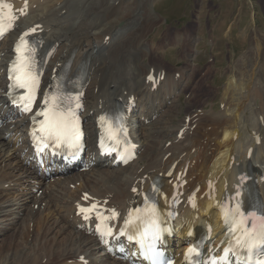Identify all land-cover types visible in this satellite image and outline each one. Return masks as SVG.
<instances>
[{
    "label": "bare ground",
    "instance_id": "obj_1",
    "mask_svg": "<svg viewBox=\"0 0 264 264\" xmlns=\"http://www.w3.org/2000/svg\"><path fill=\"white\" fill-rule=\"evenodd\" d=\"M1 1L12 6L16 19L7 38L0 43V244L9 233L27 228L29 232L32 228L39 230L40 223L45 221L49 227L45 230L47 241L52 245L48 251L43 253V250L39 255L35 251L31 257L28 249L37 250L44 243L36 240L19 257L7 255L0 264H37L40 260L38 264L45 261L47 264H129L105 252L95 229L105 222L111 226L117 221L120 224L144 201L157 178L163 184L158 206L167 211L166 220L170 221L175 212L180 214L173 223L180 238L171 240V248L184 247L181 254L193 242V236H188L193 230L199 235L211 228L213 248L220 244L225 237L220 224L221 205L236 206L239 202L241 210L249 212L248 193L255 187L264 199L261 43H256V64L245 79L242 76L240 80H230L223 89L209 93L216 69L207 70L200 65L206 77L197 84L193 80L200 72L193 65L201 60L197 54L201 37L191 40L193 52L179 53L180 62L170 70L147 62L150 60L148 53H144L147 46L140 42L129 46L133 30L141 23L143 2L136 8L124 0ZM147 2L155 8V0ZM154 17L158 23L157 14ZM25 33L40 43L44 55L36 110L50 97L56 84L54 75L66 62L73 60L74 71L82 63L90 67L82 114L87 150L83 165L79 163L73 168L87 167L86 170L50 171L49 176L37 170L30 146L34 113L17 117L8 95L7 77L13 50ZM209 35L212 38V33ZM180 37L175 34L172 40L166 38L168 43L164 48L154 45L153 57L166 61L172 49L181 52L186 44ZM247 70L237 72L236 78ZM257 73L259 79H255ZM198 93L210 99L205 106L210 105L211 109L193 110L184 106L199 97ZM220 93L222 110L217 112L215 100ZM117 114L130 130L138 155L126 167L115 166L114 159L104 158L97 147L101 118L104 121L116 118ZM251 152L253 158L249 159ZM178 200L183 202L177 211L174 205ZM91 204L98 205L103 219L97 215L85 219L80 213V208ZM132 259L134 263L141 262L137 257Z\"/></svg>",
    "mask_w": 264,
    "mask_h": 264
},
{
    "label": "rangeland",
    "instance_id": "obj_2",
    "mask_svg": "<svg viewBox=\"0 0 264 264\" xmlns=\"http://www.w3.org/2000/svg\"><path fill=\"white\" fill-rule=\"evenodd\" d=\"M124 1L126 4L128 1V5L130 4V6L136 8H139L140 2H143L142 9L140 8L142 11L141 23L139 27L133 30L134 32L132 33L129 46L132 44L131 47L136 46L137 42L147 46L148 51H144V53H148L150 57V60L147 61L149 64H161L166 70L173 69V66L180 62L177 60V56L193 52L189 45L191 40H193L194 37L197 38V36L202 38L200 42L201 46L197 50V54H199L201 60L193 66L200 68L201 65V67L207 70L210 67L216 69V75H214L211 80L213 83H210L211 87L208 89L209 93L215 92L217 89H223V86H227L230 80H240L242 76H244L243 79H245V75L250 74L252 66L256 64L257 55L254 50L257 47L256 43H261L260 45H262V49L264 50V0H155V8H152V5L147 2L149 0ZM151 10H154L153 13L157 14L158 23L155 21V14L152 15V13L150 15ZM128 12L129 10H127V13ZM211 33L213 35L212 38L209 35ZM133 34H135V36ZM175 34H180V38H183L184 45L186 44L183 50L180 52V50L177 51L176 49H172V51L168 53L166 61L160 60V57H153V47L164 48L168 43L166 38L172 40L175 38ZM256 38L258 39L256 40ZM260 62L263 68L262 75L264 76V57ZM243 69L248 70L246 73L242 72L236 78V73ZM201 71L202 68H200V72ZM257 71H259V65H257ZM200 72L193 78L196 84L206 77V75L202 73L203 71ZM259 77L260 73H257L255 79H259ZM195 85L192 87L189 95L194 91ZM198 95L199 97L193 98L189 102V105L185 104L184 106H191V109L194 108L193 110H195V108L204 109V107L206 109H211L210 105L205 106V102L207 104L210 102V99L204 97V94L198 93ZM222 97L220 93L215 100L217 112L222 110ZM202 115H204V113ZM210 115L211 111L208 110L207 116ZM183 117L184 115L182 118ZM22 169L24 170L23 166ZM76 171L77 170L73 172ZM43 225L45 227H43ZM40 226L41 227L38 228L39 230H37V228H32V231H30L31 233L29 232V228H27L28 230L25 229L30 235L24 230L16 232V234L15 232L9 233L2 244H0V260L7 255L19 257L24 248L25 250L26 248L28 249L29 244L36 243V240L44 243H42V245L40 244L41 246L39 245L40 248L38 247L39 249L37 248V250L33 249V247L32 249H28L27 254H30L32 257V253L35 251L37 254L39 252L41 253L43 250V253L48 251L47 248L52 245V242L47 241L49 240L48 235H46L48 232L45 230L47 228L49 229V227L45 221L41 222ZM36 230L37 232L39 231L38 234ZM41 230L42 234L40 233ZM36 236L37 238H35ZM25 258L26 257H24L23 260L24 262ZM86 263H88V261H86ZM27 264L33 263L29 262ZM43 264H47V261Z\"/></svg>",
    "mask_w": 264,
    "mask_h": 264
},
{
    "label": "snow or ice",
    "instance_id": "obj_3",
    "mask_svg": "<svg viewBox=\"0 0 264 264\" xmlns=\"http://www.w3.org/2000/svg\"><path fill=\"white\" fill-rule=\"evenodd\" d=\"M16 17L12 11V6L0 2V37L5 35L7 30H11ZM31 31H35L32 29ZM28 33L21 36L15 47L16 60L10 69L9 78L13 81V86L23 90V95L19 97V102L23 105L25 112L31 111L35 102L36 92L39 86V78L34 73V49L29 46L25 39ZM151 79V78H150ZM43 110L37 113L44 119L40 124L41 142L43 148L49 146V141L56 147H67L69 149L78 148L82 133L79 121L70 106L65 107L64 102L56 96L45 98ZM79 107V104H77ZM102 123L103 118H101ZM121 131L126 134V129L121 127ZM35 135V133H34ZM110 138L119 143L118 134L111 132ZM43 148L41 150H43ZM135 191V189H133ZM88 197L86 196L85 199ZM145 211H148L147 209ZM80 212L85 219L90 218V214L95 213L98 219H103L98 206L92 204L88 208H80ZM151 212L155 214V206H151ZM140 210L137 209L135 215L129 214L126 224L133 222V219L140 220ZM115 215V213H113ZM225 223L229 224V231L233 233V243L225 249L220 261L213 259L211 264H228V257L231 254L236 257L237 264H241L240 257L243 254L245 260L250 262L257 249L264 248V212H244L238 203L232 212L225 213ZM111 234V232H109ZM199 255L195 248L188 249V256ZM256 264H264V259L257 260Z\"/></svg>",
    "mask_w": 264,
    "mask_h": 264
}]
</instances>
